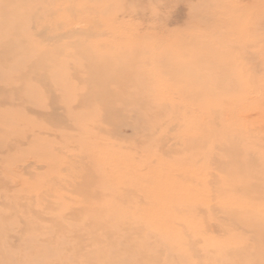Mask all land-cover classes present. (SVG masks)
Here are the masks:
<instances>
[{
    "label": "rangeland",
    "instance_id": "374dc122",
    "mask_svg": "<svg viewBox=\"0 0 264 264\" xmlns=\"http://www.w3.org/2000/svg\"><path fill=\"white\" fill-rule=\"evenodd\" d=\"M93 67L154 129L92 125L103 107L79 100L102 94L75 73ZM263 168L264 0H0V264H83L118 242L136 253L100 260L264 264Z\"/></svg>",
    "mask_w": 264,
    "mask_h": 264
},
{
    "label": "bare ground",
    "instance_id": "6f19581e",
    "mask_svg": "<svg viewBox=\"0 0 264 264\" xmlns=\"http://www.w3.org/2000/svg\"><path fill=\"white\" fill-rule=\"evenodd\" d=\"M11 23V21H8V24H10ZM13 24V23H12ZM14 25V24H13ZM1 40H3V41H6V42H10L11 40H13V34L11 33V34H7L5 37H3ZM32 48H34V47H29L28 46V50H33ZM35 50H33V51H30V53L31 54H35V52L34 51H36V47L34 48ZM46 69H47V67H46ZM45 69V70H46ZM100 70L99 69H97L96 67H93V68H91V70L90 69H87V70H83V72H81V74L79 73V71H78V73H75V75L77 74L78 76L77 77H81V78H83L84 79V83H85V85H87L88 87H89V85L91 86V87H93V88H98V92H100L101 94H102V97H100L101 98V100L98 98V96H96V95H93V94H91L90 96L88 95V97H87V95H82V97H81V99L79 100L80 102H82V103H84V104H86L87 102H88V100H94V102L96 103V105L98 104V103H100L98 106H101V107H103V120H101V122L99 123V121L98 122H96V124H92V125H95L94 127H98V126H101L100 127V129L101 128H103V126H104V124H109V125H112V126H115L117 129H116V131H115V135L117 136V137H123V136H125L126 137V135L123 133V132H121V130H120V127H122V126H129L131 129L130 130H132V135H135V136H137V135H140V134H145V132L147 131V129L148 128H151V127H153V129H154V120H150L151 119V116H150V113L149 112H146V113H141V112H138V110H134V109H130V106L128 105V103H124V101H126V102H128L127 100H125V98L127 97V95H129V93L122 87H116V88H110L109 87V84H108V81H110V79L111 80H113L114 79V71H112V73H107V74H105V75H101V72H99ZM111 74V76H109ZM123 76H125V77H122L121 76V82H122V80L124 79V81H126V79L127 78H131L130 80H132V79H134V77H135V75H133V76H131V77H129L131 74H123V73H121ZM127 77V78H126ZM126 78V79H125ZM147 87V85L145 86V87H142V88H139V89H144V88H146ZM47 90L49 91V93L48 94H50L51 93V91H50V89L49 88H47ZM46 90V91H47ZM96 91V90H95ZM95 91H93L92 93H94ZM119 97L118 98V100H115V101H112L111 100V98H113V97ZM107 98H110V100H108ZM98 102V103H97ZM119 103V104H117V103ZM145 103H147V102H145ZM144 103V105L146 106V104ZM147 104H149V102L147 103ZM87 105V104H86ZM89 106H91V104H89ZM89 106H85V107H89ZM132 107V106H131ZM149 107H150V105H149ZM154 107V106H153ZM145 108H148L147 106L145 107ZM155 108H157L155 111H154V113L153 114H167V113H169L170 111H171V109L169 108V107H167L165 104H157L156 103V105H155ZM68 111H69V108H68ZM149 111V110H148ZM151 112V111H150ZM156 112V113H155ZM60 113H67V111L65 110V108H62L60 105H57V107L54 109V114L55 115H52V114H50V115H48L50 118H51V120H54V121H56V122H63V123H65V121H63V119H62V117H60L59 115H60ZM152 114V115H153ZM162 114V116H164ZM158 115V116H159ZM157 116V117H158ZM157 117H155V118H157ZM159 117H161V115L159 116ZM153 118V117H152ZM139 120H141V121H143V122H141V121H139ZM139 121V122H138ZM80 123V122H79ZM66 124V128H70L71 126V124L69 125L68 123H65ZM149 124V125H148ZM73 125V124H72ZM98 125V126H97ZM144 125H145V128H144ZM84 126V125H83ZM157 126V125H156ZM134 136V137H135ZM124 137V138H125ZM129 137V136H128ZM230 139H233L232 137H229ZM167 139V138H166ZM183 140V141H182ZM181 140V142L180 143H176V142H173L172 144L174 145V143H175V145H177V144H179V146H177V147H175L174 148V146H173V149H175V150H178V151H181V150H183V151H185L184 149H192L193 148V146H194V143H192L191 142V140L190 139H182ZM168 143H169V141H168ZM224 144V143H223ZM182 145V146H181ZM235 149V148H234ZM229 150V149H228ZM236 150V149H235ZM239 153V152H238ZM94 154V153H93ZM249 155V154H248ZM252 155V156H251ZM251 155H249V157H248V160H249V162H248V164H255L256 163V161H258L257 159H258V157L257 156H255L254 154H251ZM92 157H93V159H94V157L96 158V159H94V160H97V158H98V156L97 155H95L94 154V156L92 155ZM257 157V158H256ZM125 164V163H124ZM127 164V163H126ZM120 166H122V165H120ZM246 165L244 164V165H240V167H239V169L240 168H243V167H245ZM19 169V168H18ZM20 170V169H19ZM18 170V171H19ZM263 170H264V168H263ZM264 172V171H263ZM186 176V175H185ZM192 176H193V174H192ZM263 177H264V175H262ZM250 179H251V177H250ZM211 180V179H210ZM223 181V180H222ZM239 181H241V180H239ZM247 181V180H246ZM243 182V181H242ZM26 198H28L29 200H31V199H34V198H31V197H26ZM27 199V200H28ZM64 199V198H63ZM20 200V196H18V197H16V198H13L12 199V201H19ZM65 201V200H64ZM22 205H24V204H22ZM237 205V204H236ZM235 205V206H236ZM234 206V205H233ZM231 207V205H228L227 207L229 208V209H227L228 210V212H229V217L230 218H232V219H236V216L237 217H244V216H238L237 214H235V212H234V208L235 207ZM247 206V205H246ZM237 208V207H236ZM194 210H195V208H194ZM237 209H235V211H236ZM252 210H254V209H252ZM247 211V210H246ZM255 211H257V210H255ZM33 213H34V215H36V213H35V211H32ZM259 212V211H258ZM30 213H31V211H30ZM246 213V212H245ZM71 214V216H72V214H75L74 212H71L70 213ZM82 214V213H81ZM241 214V213H240ZM239 214V215H240ZM251 214V213H250ZM250 214H249V216H250ZM260 214V213H259ZM78 215H80V214H78ZM87 215V214H86ZM261 215H263V213H261ZM21 216H22V213L20 214V218H21ZM81 216V215H80ZM85 216V214L82 216V218ZM16 217H18V215L16 216ZM15 217V218H16ZM23 217V216H22ZM33 217V216H32ZM37 217H41V218H43V216H42V214L41 213H37ZM66 216L64 215L63 216V218H65ZM69 217H70V215H69ZM85 217H88L89 218V216H85ZM93 217H95V219H96V217L97 216H95V215H92V217H90L91 219L93 218ZM251 217H253V216H250V217H244V218H242L241 219V221H238V222H240V223H243V224H246V223H251L252 221L250 220L251 219ZM25 218V217H24ZM63 218H61V219H63ZM254 218V217H253ZM17 219V218H16ZM259 222L260 224H264L262 221H260V220H256V222ZM22 222L23 223H19V221H18V223H17V228H18V232H25V231H27L28 229H29V227H31V231H33V230H35V231H38V227L37 226H31V224L27 221V220H25V219H23L22 220ZM28 224H30V225H28ZM252 225V224H251ZM21 228V229H20ZM94 229L90 232V233H88V236L89 237H96V235L99 233H101V234H109V232H110V230H108V229H105L102 225H96V226H94L93 227ZM101 228V229H100ZM254 228H256L255 230H256V232L258 233V234H261V235H264V227H260L259 226V228H257V227H254ZM64 229V228H63ZM63 229H62V231H63ZM67 229H69V228H67ZM30 230V229H29ZM59 230H61V229H59ZM65 230V229H64ZM83 230V229H82ZM113 230V229H112ZM45 231V230H44ZM65 231H67V230H65ZM65 231H63V232H65ZM73 230L71 229V231H68V233H71ZM194 231H197V230H194ZM56 233H59V232H56ZM60 233H61V231H60ZM59 233V234H60ZM73 233H74V231H73ZM82 231L80 232L79 231V233H78V238H81V239H83L84 237H85V235H84V233H82ZM63 234H65V233H63ZM76 234V233H75ZM200 234V233H199ZM25 237V236H24ZM259 237V236H258ZM26 238V237H25ZM149 240V239H148ZM261 242V241H260ZM152 243V242H151ZM247 243V242H246ZM131 245V244H130ZM133 246V247H132ZM74 247V246H73ZM143 247V246H142ZM147 247V246H146ZM256 247V246H255ZM254 247V248H255ZM135 249H137L136 247H135V245H131V246H127V245H125V246H120V243L118 242V244H112V245H109V246H107V247H105V246H101V247H99V248H97L95 251L93 250L92 252H91V254L90 255H87L86 254V250H85V252L83 253L84 254V256L85 257H83V259H82V262H83V264H93V263H95V262H99V263H96V264H118V263H115V262H113L114 260H112V259H110V258H106V259H103V260H100V258H103L104 256H102V254H104L105 252H117V254H119L118 252H120V253H126L127 255H129V254H131L132 252L133 253H136L134 250ZM141 249H143V248H141ZM205 250V249H204ZM260 250H261V246L259 245V247L256 249L255 248V250H254V253L255 254H258V252H259V254H260ZM209 251V250H208ZM258 251V252H257ZM83 252V251H82ZM138 252V251H137ZM159 252V251H158ZM145 253V252H144ZM152 253V252H151ZM138 254V253H137ZM139 254H141V253H139ZM162 254V253H161ZM205 254V253H204ZM136 255V254H135ZM159 255H160V253H159ZM143 256V255H142ZM260 256H261V254H260ZM144 257H145V255H144ZM165 258V256L163 257V260H165L164 259ZM141 259V258H140ZM262 259V258H261ZM146 260V259H145ZM251 262V261H250ZM172 263V262H171ZM170 263V264H171ZM175 263V262H174ZM120 264H122V263H120ZM151 264V263H150ZM166 264V263H165ZM173 264V263H172ZM254 264V263H253ZM256 264V263H255ZM257 264H259L258 263V261H257Z\"/></svg>",
    "mask_w": 264,
    "mask_h": 264
}]
</instances>
